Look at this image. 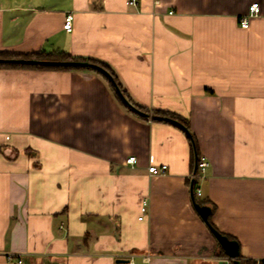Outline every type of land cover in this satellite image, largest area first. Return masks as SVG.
Returning a JSON list of instances; mask_svg holds the SVG:
<instances>
[{"label":"crops","instance_id":"crops-1","mask_svg":"<svg viewBox=\"0 0 264 264\" xmlns=\"http://www.w3.org/2000/svg\"><path fill=\"white\" fill-rule=\"evenodd\" d=\"M137 1L0 0V51L105 62L134 102L188 121L203 177L182 126L139 117L100 75L2 68L0 264H234L193 202L264 259V0Z\"/></svg>","mask_w":264,"mask_h":264},{"label":"trees","instance_id":"trees-1","mask_svg":"<svg viewBox=\"0 0 264 264\" xmlns=\"http://www.w3.org/2000/svg\"><path fill=\"white\" fill-rule=\"evenodd\" d=\"M15 59H34L36 63H19L14 61ZM71 62H86L84 65H74ZM15 67H33L38 69H57V70H89L100 75L108 84L115 98L127 109L136 113L141 118H149L151 120H177L183 126L187 132L191 148L193 150L192 161L195 163L198 159L197 142L194 135L190 132L188 127V121L182 119L177 115L159 109H149L143 105L134 102L126 90L119 82L113 69L105 62L93 57H85L74 55L70 52L53 49L45 50L41 49L36 52L19 53L13 51L2 50L0 51V69L2 68H15ZM197 173L195 167L194 176ZM201 204V202H199ZM240 264H264V259H260L258 262L252 259H244L239 257Z\"/></svg>","mask_w":264,"mask_h":264},{"label":"built area","instance_id":"built-area-1","mask_svg":"<svg viewBox=\"0 0 264 264\" xmlns=\"http://www.w3.org/2000/svg\"><path fill=\"white\" fill-rule=\"evenodd\" d=\"M127 4L129 5H137V0H125ZM258 11V2H253L252 4H250L249 8H248V12L245 16H243L240 19V25L244 28L248 27L249 25V18L252 16H255L257 14ZM72 20H73V15L72 13H67L65 14L64 17V22H63V28L67 31H70L72 29ZM136 158L135 156H129L126 159V162L129 164H133L135 163ZM208 166V161L206 160L205 157H198L197 162H196V169H197V173L195 175V177L200 178L203 177L205 170ZM167 170V165L166 164H161L160 166H156V165H150L148 166V172L151 174H162L165 173ZM196 195L200 196L201 195V191L199 189L196 190L195 192ZM146 201L142 202L141 205V214L139 216V219L142 218L143 213L146 211ZM8 259H13V264H22V258L20 255H16L14 256V254H9ZM124 264H136L133 261L129 260L127 262H125Z\"/></svg>","mask_w":264,"mask_h":264},{"label":"water","instance_id":"water-1","mask_svg":"<svg viewBox=\"0 0 264 264\" xmlns=\"http://www.w3.org/2000/svg\"><path fill=\"white\" fill-rule=\"evenodd\" d=\"M14 61L19 62V63H30V64L36 63V60H34V59H15ZM71 63L74 64V65H84V64H86V62H71ZM173 121L184 128V126L180 122H178L176 120H173ZM191 190H192V185H191ZM192 198H193V196H192ZM193 204H194V207H195L196 211L199 213V215L205 221V223L207 224V226L209 227V229L211 230V232L213 233L215 238L218 240V242L220 243L222 248L225 250V252L228 255V257L232 258L234 264H240L237 241H235L233 239H229L226 235L220 233L218 230H216L210 224V222L208 220V216H209V213H210L211 209H210L209 206L201 205V204H199L197 202H193Z\"/></svg>","mask_w":264,"mask_h":264},{"label":"rangeland","instance_id":"rangeland-1","mask_svg":"<svg viewBox=\"0 0 264 264\" xmlns=\"http://www.w3.org/2000/svg\"><path fill=\"white\" fill-rule=\"evenodd\" d=\"M256 262H258V261H256Z\"/></svg>","mask_w":264,"mask_h":264}]
</instances>
